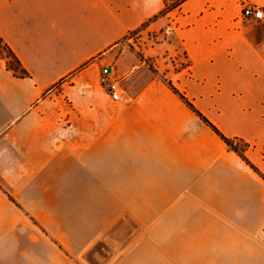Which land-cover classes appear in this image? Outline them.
Instances as JSON below:
<instances>
[{
    "label": "crops",
    "instance_id": "0c3cea01",
    "mask_svg": "<svg viewBox=\"0 0 264 264\" xmlns=\"http://www.w3.org/2000/svg\"><path fill=\"white\" fill-rule=\"evenodd\" d=\"M173 1L0 0V264H264V0Z\"/></svg>",
    "mask_w": 264,
    "mask_h": 264
},
{
    "label": "water",
    "instance_id": "95a60500",
    "mask_svg": "<svg viewBox=\"0 0 264 264\" xmlns=\"http://www.w3.org/2000/svg\"><path fill=\"white\" fill-rule=\"evenodd\" d=\"M124 222L132 226V231L118 242L115 237L119 235L118 229H122ZM139 229L140 227L131 217L123 215L82 254V260L85 264H108L137 235ZM109 242L112 245H109Z\"/></svg>",
    "mask_w": 264,
    "mask_h": 264
},
{
    "label": "built area",
    "instance_id": "2783aa9c",
    "mask_svg": "<svg viewBox=\"0 0 264 264\" xmlns=\"http://www.w3.org/2000/svg\"><path fill=\"white\" fill-rule=\"evenodd\" d=\"M244 16L249 17L253 16L257 19L264 18V11L259 6L245 4L242 10ZM101 83L106 86L107 92L113 100H121L123 96V91L120 85L119 80H116L112 77L110 68L105 66L102 68Z\"/></svg>",
    "mask_w": 264,
    "mask_h": 264
},
{
    "label": "trees",
    "instance_id": "16d2710c",
    "mask_svg": "<svg viewBox=\"0 0 264 264\" xmlns=\"http://www.w3.org/2000/svg\"><path fill=\"white\" fill-rule=\"evenodd\" d=\"M180 0H174L172 5L176 6L179 3ZM0 48L5 49L6 53L8 55V60H7V65L10 69H14V70H19V72H24L23 70H20V63L17 60L16 56L13 54V52L10 50V48L2 41V39L0 38ZM208 124H210L206 119H204ZM211 125V124H210ZM212 128L218 132V130L211 125ZM219 133V132H218ZM222 138L226 141V143L228 144V146L238 152L240 154V156L242 157V159L244 161H246L245 156L243 155V146L244 145H239L238 143L240 142L239 140L236 139H227L224 136H222ZM241 144V143H240Z\"/></svg>",
    "mask_w": 264,
    "mask_h": 264
},
{
    "label": "rangeland",
    "instance_id": "374dc122",
    "mask_svg": "<svg viewBox=\"0 0 264 264\" xmlns=\"http://www.w3.org/2000/svg\"><path fill=\"white\" fill-rule=\"evenodd\" d=\"M168 2H170V0H168ZM135 33H136V32H132V33H130V34L127 36L128 39H130L132 42H137L138 37H134V34H135ZM132 37H134V41H133V39H131ZM130 44H131V43H130ZM131 47L134 48V45L131 44ZM0 57H2L3 59H6V62H7V60H8V55H7L5 49L0 48ZM100 81H101V80H100ZM238 144H239V145H242V144H240V142H239Z\"/></svg>",
    "mask_w": 264,
    "mask_h": 264
}]
</instances>
